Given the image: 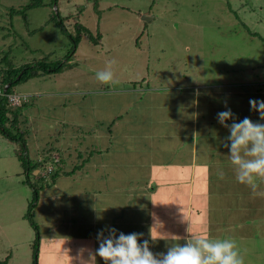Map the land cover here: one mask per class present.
Listing matches in <instances>:
<instances>
[{
  "label": "rangeland",
  "instance_id": "1",
  "mask_svg": "<svg viewBox=\"0 0 264 264\" xmlns=\"http://www.w3.org/2000/svg\"><path fill=\"white\" fill-rule=\"evenodd\" d=\"M29 2L0 0V69L9 64L18 67L48 53L52 59H63L72 47L71 35L77 34V24H81L83 33L71 59V63H75L72 68L30 78L13 88L31 98L21 125L29 127L27 150L34 161L42 156L41 148L46 143L56 146L60 153L64 150L65 157L68 146L72 152L67 157L68 169L90 159L92 152L95 156L91 157L97 158L96 143L102 151L100 156L109 157L103 148L108 137L105 142L104 139L96 142L95 133L102 129L107 136L110 121L119 122L120 116L126 117L127 112L128 119L142 120L141 132L149 131L148 119L153 120L154 108L161 110L155 122L173 117L172 107L176 110L182 104L191 112L195 95L190 88L194 84L195 89L208 86V93L221 91L223 85L234 87V91L243 90L244 95L231 94L219 104V107L224 106V111L231 108L234 118L241 121L247 117L246 109L251 108L250 99H257L254 92L264 87V0H98V7L97 0H44L43 5L27 10L29 23L26 25L20 13L13 16L10 13L12 8L22 9ZM58 15L66 32L54 20ZM111 60L116 61L112 70L118 82L103 84L96 73L104 71ZM154 90H160L161 95L169 93V96L156 102ZM178 93L182 100L168 99ZM207 98L200 96L199 109L206 114V121L198 123L209 125L216 123L217 111L209 110ZM189 118L192 119L191 114ZM93 122L104 125L87 140L80 137L82 133L76 125H84L90 132ZM189 123L184 124L183 131H191ZM134 128L129 126L127 130L138 134L139 127ZM123 131L117 126L113 128L116 137ZM13 134L19 135V132L13 130ZM166 134L168 136L161 135L156 142L159 140L161 145L169 147L175 138ZM116 142L124 151L123 142ZM129 145L135 147L134 140L125 142V150L130 149ZM22 148L21 140L10 139L0 130V264H36V257L37 264H75L74 258L91 253L94 245L92 238L82 237L91 234L92 226L86 223L96 216V204L106 206L102 217L115 214L107 207L110 197L101 192L106 190L105 181L102 187L98 183L101 187L98 194L91 177L85 175V178L83 172L77 170L70 176H60L54 186L40 189L39 200L34 201V188L27 182L28 176L19 157ZM113 150L120 153L116 144ZM122 156L126 164L114 165L128 168L125 171L131 173L128 172L130 165L135 167L139 159L136 149L119 155ZM124 173L122 176H126ZM146 174L150 173L146 171ZM129 175L140 178L142 173ZM30 179L34 185L37 183L33 174ZM140 181L139 186L128 178L117 183L120 187L124 182L117 193L130 195L132 190L134 195L128 198L136 207L146 200L137 195L140 189L143 193L144 179ZM111 183L107 181V188ZM126 184L130 185V191ZM149 199L150 196L147 201ZM114 201L118 205L125 204L120 198ZM32 207V220L40 229L38 251L35 250L38 230L28 215ZM69 229L83 230L84 234L63 236ZM255 246L260 249L259 245ZM246 247L250 244L245 242Z\"/></svg>",
  "mask_w": 264,
  "mask_h": 264
},
{
  "label": "crops",
  "instance_id": "2",
  "mask_svg": "<svg viewBox=\"0 0 264 264\" xmlns=\"http://www.w3.org/2000/svg\"><path fill=\"white\" fill-rule=\"evenodd\" d=\"M196 86L194 84L190 88H193L192 92L195 95L191 112L188 111L187 107L185 109L182 104L177 106L176 110L175 107H172L173 117H169L164 122L162 120L155 122V117L161 115V110L159 107L157 109L154 108L155 116L153 120L150 122L148 119L149 131L141 132L142 128L140 126L144 123H142V120L128 119V112L126 117L124 115L120 116L119 122L110 121L109 125L111 128L107 136L100 129V123L95 124L93 122L91 124V134L88 130L86 131L84 125L79 123L76 125L79 132L83 134L80 137H85L86 140L88 136L91 137L98 129L100 131L93 136L96 142L101 139L102 142L103 139L105 142L108 137L109 144L105 142L103 148L109 157L100 156L102 151L98 150L100 145L96 143L97 158L91 157L93 152L90 153V159L83 160V167L79 168V171L83 172L84 177L85 175L91 177L96 187L95 192L98 194H100L99 189L104 183L106 190L103 189L101 192H104L106 197H110L107 207L115 214L111 215V217L107 215V218L102 217L103 213L101 212L106 209V206L96 204V216L94 215L91 218V222L86 223L92 226L91 234L82 237V239L92 238L94 245L90 249L91 253H85L83 256L78 255L77 258H74L75 264H105L104 260L95 253L99 247L98 233L101 230H105L104 235L107 236L108 232L106 229L108 227H114L125 234L133 232L142 234L141 243L143 240H149L150 250L156 254L166 253L169 247L183 244L188 240L195 242L199 236L207 237L214 242L223 239H233L236 241L241 255L245 258L244 262L248 260L245 264H264V253L259 252L264 251V196L254 195L251 188L236 180L235 169L229 159L230 149L223 146L225 140L222 142V139L230 135V131L219 124L218 119H216L218 112L224 111L223 105L219 107L221 99L230 98L231 94L236 95V93L244 95L245 92L243 90L234 91V87L223 85L221 91L208 93L206 92L210 91L208 86L201 87L202 89H195ZM154 91L156 93L154 99L156 102H161L162 98L166 99L169 96L167 92H165L167 95H161L160 90ZM254 93L258 100H264L263 86L259 88L258 92ZM200 96L205 100L206 96H208L206 102L209 110L217 111L215 112L216 118H214L216 123H209V125L205 122L198 123L199 120L202 122L206 121V114L203 111L200 112L199 109ZM170 98L173 101L174 98L182 100L180 93L177 95L171 94L168 99ZM235 98H238V96H235ZM125 111L128 110L125 109ZM245 112L246 116L254 122L264 123V121L260 120L258 112L255 114L251 108L246 109ZM190 114L192 119L189 118ZM209 117L207 115V118ZM139 118H142V116H139ZM234 119L239 122L237 118ZM189 121V126L192 127L191 131H183L184 124ZM232 122V120L231 122L229 120L228 124ZM112 126L113 128L117 126L119 130H124L123 134L120 137H116ZM129 126L133 128L139 127V133H129L131 132L127 130ZM200 127V133H197ZM69 128L71 129L70 124ZM215 131L219 133H215ZM172 132L173 134H171ZM166 133L170 134L171 139L175 138V140L170 142L171 145L169 147L161 145L159 140L156 142L161 135L168 136ZM132 135L139 136V138L132 137ZM120 140L123 142L124 151L116 142ZM133 140L136 148L129 145L130 149L125 150V142ZM227 143L230 144L231 142L227 141ZM114 144L119 146L120 153L117 150L111 151ZM79 148L76 149L79 150ZM66 149L68 153L70 150L68 146ZM132 149H136L139 159L137 158L135 167L130 165L132 168L128 172L131 173H127L125 170L128 168L117 167L114 164L120 162V165H125V158L123 156L119 157V155H124L126 152L130 154ZM199 153L202 156H199ZM127 163L130 164L128 161ZM139 171L142 173L139 176L140 178L133 177V179L129 175ZM146 171L150 174L147 175ZM122 172H125L126 176H122ZM221 173L223 174L222 178ZM126 178L135 182L138 186L141 185L140 180L144 179L142 183L143 193H141L142 189H140L137 195L140 198L143 196L146 200L144 203L137 205V207L136 205L132 206L129 201L131 194L134 195L132 190L130 195L117 193L118 188L122 189L124 184L122 182V186L119 187V180ZM108 180L112 182L110 188H107L108 186L106 185ZM114 181L116 184H114ZM98 183L101 184V187L100 185L98 186ZM257 183L259 185L257 192H264V182L258 180ZM129 186V184L125 185L127 189ZM112 187L114 188L112 189ZM128 190L130 191V189ZM149 196L150 199L147 201ZM116 198H120V202L125 204L118 205L114 201ZM151 231L161 238L153 242L151 240ZM73 233L82 235L84 231L69 229V231L63 233V236H73ZM245 242L250 244V247L245 248ZM255 245H259L261 250Z\"/></svg>",
  "mask_w": 264,
  "mask_h": 264
},
{
  "label": "clouds",
  "instance_id": "3",
  "mask_svg": "<svg viewBox=\"0 0 264 264\" xmlns=\"http://www.w3.org/2000/svg\"><path fill=\"white\" fill-rule=\"evenodd\" d=\"M115 63V60L109 61L104 71L96 73L101 83L110 85L118 82L112 70ZM249 104L251 110L258 112L260 120L264 121V100L250 99ZM234 115L231 108L217 114L218 122L230 131L223 146L230 149L229 159L234 166L236 180L251 188L254 195L264 196V192H257V181L264 182V123L254 122L249 117L236 122ZM228 120L233 122L228 124ZM220 175L222 178L223 174ZM104 231L98 233L99 247L95 254L105 264H245L233 239L214 242L199 236L195 242L188 240L169 247L166 253L156 254L150 250L149 240L141 243L140 233L125 234L108 227V235L105 236ZM159 238L151 231L153 242Z\"/></svg>",
  "mask_w": 264,
  "mask_h": 264
},
{
  "label": "trees",
  "instance_id": "4",
  "mask_svg": "<svg viewBox=\"0 0 264 264\" xmlns=\"http://www.w3.org/2000/svg\"><path fill=\"white\" fill-rule=\"evenodd\" d=\"M43 3L44 0H30V2L22 9L12 8L10 15L13 16L16 13H20L23 16L26 25H28L27 23H29V19L27 10L41 6ZM96 6L98 7V0ZM54 20L56 24L60 26L61 30L66 32V28L61 16L58 15V17L54 18ZM76 26L77 34L75 36L71 35V39L73 40L72 47L63 59H52L51 53H48L39 60L27 62L18 67L15 64H9L8 67L6 66V68L0 69V89L4 90L6 88V94H0V130L4 136L9 137L10 139H17L19 141L21 140L23 148L19 152L20 161L25 169V173L28 176L27 182L30 183L34 188L33 197L34 201L37 200V202L39 200L40 189L54 186L58 182L57 180L59 177L62 175L70 176L72 173L79 170V168L83 167V161L79 162L78 164L76 163L70 169L66 168V160L71 155V152L69 151L68 155L65 157L64 150L63 153H60L58 148L51 143H46L42 146V156L39 159L35 161L31 159L27 150V133L29 127H23L21 125L22 115L25 112V108L31 102V98L28 94H22L13 91V88L19 83L28 81L30 78L62 72L66 68L68 69V67L72 68V66L75 65V63H71L72 56L76 53L83 36V33L80 31L82 28L81 24L79 23ZM14 93L28 97V100H24L20 105H11L8 95ZM13 130H17L19 135L13 134ZM59 157L60 159H58ZM36 170H38L37 174L34 173ZM31 174H33L35 179H37V183L35 185L33 182H31ZM36 205L37 203H35L34 207ZM34 207L31 208L28 214L31 220V211H33ZM32 223L38 230V237H36L37 244L35 245V250H37L40 244V229L39 225L36 224L34 220H32ZM35 262L37 264V257L35 258Z\"/></svg>",
  "mask_w": 264,
  "mask_h": 264
},
{
  "label": "built area",
  "instance_id": "5",
  "mask_svg": "<svg viewBox=\"0 0 264 264\" xmlns=\"http://www.w3.org/2000/svg\"><path fill=\"white\" fill-rule=\"evenodd\" d=\"M0 94L5 95L6 94V88L4 90L0 89ZM8 97H9V101H10L11 105H20L23 103L24 100H28V97L22 96V95L17 94V93L9 94Z\"/></svg>",
  "mask_w": 264,
  "mask_h": 264
},
{
  "label": "water",
  "instance_id": "6",
  "mask_svg": "<svg viewBox=\"0 0 264 264\" xmlns=\"http://www.w3.org/2000/svg\"><path fill=\"white\" fill-rule=\"evenodd\" d=\"M145 18H146L147 20H149V17H148V16H145Z\"/></svg>",
  "mask_w": 264,
  "mask_h": 264
}]
</instances>
